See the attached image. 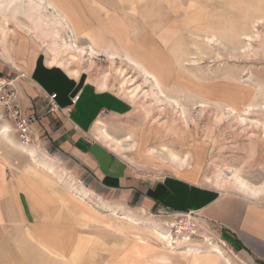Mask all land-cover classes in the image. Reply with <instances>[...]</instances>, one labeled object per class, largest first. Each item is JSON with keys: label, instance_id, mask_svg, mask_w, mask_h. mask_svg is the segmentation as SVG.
<instances>
[{"label": "rangeland", "instance_id": "374dc122", "mask_svg": "<svg viewBox=\"0 0 264 264\" xmlns=\"http://www.w3.org/2000/svg\"><path fill=\"white\" fill-rule=\"evenodd\" d=\"M24 1L0 5V29H11L8 43L13 53L10 60L0 35V79L8 80L5 85L0 81V131L9 126L10 137L21 144L6 101L12 91L20 92L25 77H19L27 73L32 58L39 55L48 61L54 53L52 41L63 44L62 38L54 36L56 28L50 19L46 24L33 22L37 12L32 14ZM51 1L79 29L77 37L61 28L60 35L69 43L75 39L79 47L87 46V53L77 63L54 64L67 71L76 69L77 75L97 85L106 78L105 88L116 90L133 107L130 114L105 123L110 134L123 143L118 148L123 154L143 170L162 173L172 171L175 162L170 153L161 150L162 144L187 158L197 152L205 155V171L210 177L206 181L211 185L253 195L236 183L234 173H239L264 194V91L259 86L264 81V19L254 22L264 18V0H142L135 7L131 0ZM4 16L15 17L5 23ZM191 16L197 21L195 27L189 23ZM208 28L215 31L212 42L204 39L203 30ZM243 33L255 34L251 46ZM88 34L106 38L99 40L102 46H96ZM92 45L98 48L97 54H90ZM109 45L134 57L155 50L158 63L154 67L169 99L157 100L148 94L150 84L127 66L124 56L111 59ZM123 78L133 79L132 88L139 86L134 99L120 89ZM173 99L181 106L174 108ZM182 106L187 110V122L179 119ZM228 106L236 107L237 112ZM128 135H133V141L126 140ZM29 145L37 149L40 161L63 156L41 125L33 129ZM148 146L155 149L153 154ZM0 155L9 168L6 183L20 189L18 209H0V264H120L124 254L141 257L164 247L151 233L155 227L176 236L192 235L197 241L209 238L223 246L233 264H246L199 214L141 210L95 183L64 156L67 172L59 179L4 136H0ZM54 184L72 196L82 195L81 188L88 190L83 201L93 207L95 218L84 216L75 201H68L69 196L65 204L61 202L53 192ZM125 209L136 215L139 224L120 218ZM71 236L81 240L76 262L72 261ZM141 237L147 242L141 243Z\"/></svg>", "mask_w": 264, "mask_h": 264}, {"label": "crops", "instance_id": "0c3cea01", "mask_svg": "<svg viewBox=\"0 0 264 264\" xmlns=\"http://www.w3.org/2000/svg\"><path fill=\"white\" fill-rule=\"evenodd\" d=\"M24 77L19 93L25 114L34 117L32 133L41 125L50 134L53 146L84 175L141 210L199 214L215 229L218 239L246 264H264L263 193L250 192L253 195H249L211 185L206 181L210 177L205 171V155L193 151L190 158L175 152L183 160L171 156L175 160L172 171L143 170L118 149L123 143L105 127L110 119L124 117L133 111L130 101L120 93L102 88L60 65L48 63L39 55L32 58L27 73L19 78ZM52 94L57 95V108L53 109L48 100ZM99 120L102 125H98ZM102 126L114 142L104 139L99 130ZM150 136L151 132L147 138ZM132 137L128 135L126 140L133 141ZM148 151L153 154L155 149L148 146ZM63 156L49 157L61 175L67 172ZM8 170L0 155L1 210L18 209L20 202V189L13 183H6ZM81 190L88 194L85 188ZM53 192L65 203L68 193L55 184ZM209 244L206 238L184 240L172 251L161 248L141 257L124 254L120 264H225L222 256L208 249ZM228 256L230 258V254ZM72 261L77 259L72 257ZM230 262L233 264L231 258Z\"/></svg>", "mask_w": 264, "mask_h": 264}, {"label": "bare ground", "instance_id": "6f19581e", "mask_svg": "<svg viewBox=\"0 0 264 264\" xmlns=\"http://www.w3.org/2000/svg\"><path fill=\"white\" fill-rule=\"evenodd\" d=\"M14 1H16V0H0V5L10 4V3H13ZM25 1L28 2V5L30 7V10H31L32 14H34V12H37L36 20H34V18H33V22H38V23H42L43 22V23L46 24L47 23V19H50L52 24H53V26L56 28L55 29L56 31L54 32V36H56V38H58V37L62 38L63 44L61 46L57 45L58 44L57 43V39H54L52 41L54 46H52L50 48V50L52 52H54V53H53L52 56L49 57L48 63H56V64L58 63L60 65H64L65 66V65H67L69 63H73V62L79 61L80 57H82V55L87 53V51L85 49L87 46L85 48L84 47H79L77 45L75 39L71 40V42L69 43V42H67L65 37L60 35L61 34L60 28L61 29H66V30L68 29L69 31H71V33L75 37H77L79 35V29L76 28L75 24H73V21L71 20L69 15L66 14V11L63 10V8H61L60 5L58 6L56 3H54L51 0H25ZM139 1L141 2L142 0H131V2L133 3L134 7ZM49 13H51V17L49 16ZM14 17L15 16H11L9 18V16H4L5 23H8L9 19L14 18ZM262 19H264V18H260V20H256L254 22H260V21H262ZM195 21L196 20L191 16V19H189V23H190V25L192 27H195V25H196ZM29 29H31V28H29ZM10 30H11L10 28L3 27V28L0 29V35L5 40L4 50L7 52L8 56H9V59L12 60L13 59V53L11 51V47L12 46L9 44L10 42H9V39H8V36L11 34ZM203 31L205 33L204 34V39H206L208 42L214 41V38H215V34L214 33H215V31H213V28H210V29L208 28V30H203ZM243 34L245 35V37L249 41L248 42L249 45L251 46L252 45L251 41L254 40L255 34L254 35L249 34V33H243ZM73 36H70V37L74 38ZM88 36L92 40V42L94 44H96V46H102V43L100 44L99 40L103 39V41H104V39L106 38L104 35H102V37L99 35L100 39H97V37L93 36L92 34H88ZM256 37L258 38L259 36H256ZM104 44H105V42H104ZM108 49H110L108 51V53H109V56L111 57V59H115V56H117V55L120 56V58L122 56H124V61L127 63V66H130L131 68L136 69L138 71V74L144 80V82L150 84L151 93L148 92V94L154 95L157 100H163V97H165V99H169V96H167L165 94V91L163 89V82H162L161 76L158 74V72L155 70V67H154L158 63L157 59L155 58L156 61L154 59L155 54H156L155 50L148 49V51L146 50L144 52L143 57H134L129 52H125L124 54H122V53L118 52L116 49H114L113 46H110V45H109ZM97 52H98V48L96 49L95 47H93V45L90 46V54H92V55L93 54H97ZM62 54H64V56H61ZM69 71L71 73H76L75 72L76 69L75 70L74 69L73 70H69ZM122 73H123V71H122ZM132 81H133V79L123 78V80L120 82V89L123 90V91H126V93L131 98L134 99L137 96V94H138V91H137L138 89L137 88L139 86H136V87L132 88V85H133ZM99 86L102 87V88H105V87L108 86L106 78L100 80ZM259 86L264 91V81L262 83H260ZM217 94H218V92H217ZM235 97L236 96H234L233 98H235ZM246 97H247V95H246ZM229 98H232V97H229ZM234 103H235V101H234ZM256 103H257V101H256ZM227 105H229V104H227ZM172 106L174 108H176V106H181V104L179 103L178 100L173 99ZM203 106H206V105H203ZM228 107H229V109L232 110V112L233 111L237 112L236 107H233V106H228ZM208 108H211V107H208ZM186 111H187L186 108L184 106H182L179 119H183L184 122H187ZM239 117H240V115H239ZM234 118H236V117H234ZM102 124H103L102 121L99 120L98 121V125H102ZM10 130L11 129H10L9 126H4L2 131H0V136H4L9 142H11L13 144H16V146L19 149L27 152L34 159V161L38 165H40V166L42 165V167L46 168L48 172L56 175L57 177H59V179L62 178V175L57 171V169L55 167V164L50 162V160L49 161H47V160L40 161V160L36 159L37 149L34 146H31L29 144L28 145H24V144H21L20 142L19 143L18 142L17 143L14 142V140L10 137V133H9ZM99 130H100L101 134L104 136V139L108 140V143L114 142V140L110 137V135L107 133V131L103 128V126L100 127ZM162 149L166 150L168 153H170V155L173 158L178 159L180 161L183 160V158H181L178 154H176L174 151L169 149L165 144H162ZM150 151H154V150L150 149ZM35 171H37V170H35ZM36 173L37 172H35V174ZM234 174H235L236 183L245 192L260 193V189L259 188L251 186L247 181H245L239 175V173H234ZM79 193H81L83 196H87L88 195L87 191H84V190H80ZM82 195L76 194V195L72 196L71 194H68V196H69V200L68 201H73V202L75 201L77 203V205H79L82 208L84 216L94 219L95 218L94 211H93L94 209H93V207L90 208L88 205H86L84 203L85 201H83L84 197ZM65 203H66V201H65ZM75 204H73V205H75ZM113 212L116 215H118L117 209L114 208ZM121 216L122 217H120V218L123 219V220L129 221V222H131L133 224H137V223L139 224V221H138V218L136 217V215L133 212H131L130 210H128V209H125V212H123ZM151 233L153 234V237L155 239H157L158 241H160L164 245V247H163L164 249H168V250H171V251L174 250V249H177L178 246L181 243L184 242V240H191L192 239V235L176 236V235L172 234L170 231H164V230L159 229L157 227L153 228ZM138 239H139V241L141 243H146L147 242L146 239H144L142 237L138 238ZM77 240H74L73 236L70 237V241L72 242V244L74 246L73 247V251H72V257H73L74 260H76L78 255H79L78 248H79V250H81L80 249L81 240L79 239L80 240L79 242ZM206 240L210 243L209 245H211L208 249L213 250L216 253H218V255L222 256L225 259V264H231L229 256L226 254L225 250L219 244L211 243V241H209L207 238H206Z\"/></svg>", "mask_w": 264, "mask_h": 264}, {"label": "built area", "instance_id": "2783aa9c", "mask_svg": "<svg viewBox=\"0 0 264 264\" xmlns=\"http://www.w3.org/2000/svg\"><path fill=\"white\" fill-rule=\"evenodd\" d=\"M0 81H1V85H5L4 82H7L8 80L0 79ZM9 84H13V82L10 81ZM56 96H57L56 94H52V95H49L48 97L49 105L52 109L57 108ZM6 109L11 119H13L15 122L16 130L20 136L22 144L28 145L31 142V137H32L31 124L34 121V117L25 114V111L23 109V106L20 100L19 91L15 90L11 92L10 100L6 101ZM181 214L192 215L194 213L187 212V213H181Z\"/></svg>", "mask_w": 264, "mask_h": 264}]
</instances>
